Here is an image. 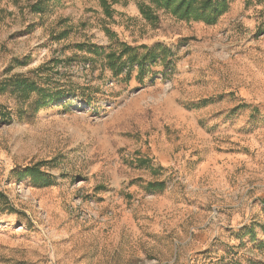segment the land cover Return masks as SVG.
I'll use <instances>...</instances> for the list:
<instances>
[{
	"label": "rangeland",
	"instance_id": "obj_1",
	"mask_svg": "<svg viewBox=\"0 0 264 264\" xmlns=\"http://www.w3.org/2000/svg\"><path fill=\"white\" fill-rule=\"evenodd\" d=\"M37 1L0 0V87L61 97L31 114L0 91V264H264V0L213 25ZM115 42L156 58L114 76L80 48ZM36 163L49 184L21 176Z\"/></svg>",
	"mask_w": 264,
	"mask_h": 264
},
{
	"label": "trees",
	"instance_id": "obj_2",
	"mask_svg": "<svg viewBox=\"0 0 264 264\" xmlns=\"http://www.w3.org/2000/svg\"><path fill=\"white\" fill-rule=\"evenodd\" d=\"M148 3L140 2L138 10L141 16L149 23H154L158 20L157 12L169 14L178 20L183 21H200L206 25H213L216 21L228 10L229 0H147ZM50 0H38L30 6L34 13H42L45 6ZM105 1L101 0V5L104 6V11L108 9L105 7ZM105 32H109L105 30ZM115 48L112 46L106 48L98 47L94 44H83L80 48H85L89 53L97 56H103L105 59L106 67L112 72L114 76L122 74L123 68L126 65L132 66L136 64L140 70L143 69L146 63L152 62L156 58L154 49H146L144 53L139 54L138 48L130 47L125 43L115 42ZM157 48V47H155ZM166 49L165 47H160ZM18 65H23L21 60H15ZM36 77L39 75V69L35 70ZM8 85L0 87V91L6 90L8 86L17 90L21 95L22 100H28L31 95H35L30 105L31 114H36L41 108L47 106L51 102L61 97L58 87L47 89L45 86L40 85L36 78H29L27 76L18 75L11 77ZM19 95V96H20ZM41 163H36L32 166L26 167L21 176H28L35 184H49L47 175L43 174L40 170ZM153 187L152 183L148 184ZM2 195H0L1 197Z\"/></svg>",
	"mask_w": 264,
	"mask_h": 264
}]
</instances>
